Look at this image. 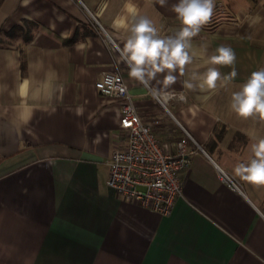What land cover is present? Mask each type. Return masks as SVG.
<instances>
[{
	"label": "crops",
	"instance_id": "1",
	"mask_svg": "<svg viewBox=\"0 0 264 264\" xmlns=\"http://www.w3.org/2000/svg\"><path fill=\"white\" fill-rule=\"evenodd\" d=\"M124 2L0 0V84L14 87L5 56L18 53L23 75L40 58L65 87L57 111H36L19 133L9 125L16 101L0 94V264H264V187L245 183L233 171L250 156L254 138L264 137V123L238 118L229 108L231 93L264 68V0H216L211 21L193 40L206 45L209 55L221 45L234 50L237 76L226 87L188 90L187 77L178 73L167 90L155 81L147 85L183 95L168 104L175 120L146 85L129 78L121 60L125 34L113 21ZM134 2L161 36L179 28L171 10L178 0L163 7L156 0ZM257 15L261 21L250 24ZM216 67L222 74L231 71ZM115 70L141 118L159 119L154 129L168 152L183 136L179 125L198 145L168 214L127 201L106 183L109 157L125 140L117 100L98 93L94 82ZM219 169L240 183L241 192L219 180Z\"/></svg>",
	"mask_w": 264,
	"mask_h": 264
},
{
	"label": "clouds",
	"instance_id": "2",
	"mask_svg": "<svg viewBox=\"0 0 264 264\" xmlns=\"http://www.w3.org/2000/svg\"><path fill=\"white\" fill-rule=\"evenodd\" d=\"M156 2L162 7L167 4V0ZM215 9L216 0H178L171 10L180 26L172 34L161 36L160 29L141 13L134 0H125L113 27L125 34L120 57L127 66L129 78L146 86L155 81L162 85L161 90H167L177 82L178 76H186L183 88L202 93L214 92L231 83L237 76L234 50L221 45L209 55L206 45L193 43L211 21ZM261 19L259 15L251 17L250 24ZM81 47L78 45L77 50ZM17 57L18 53L5 56V68L14 73V87L9 90L7 84H0V94L7 92L16 101L9 125L19 133L32 121L36 111L54 114L65 87L59 83L57 71L51 66L45 68L40 58L29 62L28 75H23ZM218 65L231 67L230 73L222 74ZM189 66H193L191 70ZM201 67L205 68L202 72L198 70ZM160 74H164L162 79L157 78ZM229 108L238 118L264 123V68L253 71L239 90L231 93ZM80 114L77 109V115ZM249 151L248 159L234 167V174L247 184L264 187V137L254 138Z\"/></svg>",
	"mask_w": 264,
	"mask_h": 264
},
{
	"label": "built area",
	"instance_id": "3",
	"mask_svg": "<svg viewBox=\"0 0 264 264\" xmlns=\"http://www.w3.org/2000/svg\"><path fill=\"white\" fill-rule=\"evenodd\" d=\"M91 18L106 40H110L92 15ZM94 87L101 95L117 100L120 108L119 128L125 140L109 157L107 185L127 201L162 215L168 214L182 192L181 172L187 169L190 156L197 150L198 145L179 125L183 136L176 140L175 152H168L167 145L159 139L154 129L159 124V119L146 122L141 118L119 71L102 72L95 80ZM147 89L165 115L175 120L168 104L170 101H183L182 94L155 91L148 86ZM219 180L231 189L241 192L240 183L221 169Z\"/></svg>",
	"mask_w": 264,
	"mask_h": 264
}]
</instances>
